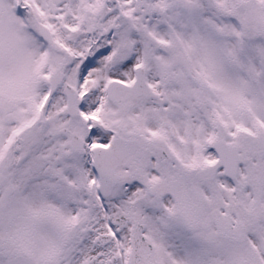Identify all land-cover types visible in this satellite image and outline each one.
Masks as SVG:
<instances>
[{
    "label": "snow or ice",
    "instance_id": "1",
    "mask_svg": "<svg viewBox=\"0 0 264 264\" xmlns=\"http://www.w3.org/2000/svg\"><path fill=\"white\" fill-rule=\"evenodd\" d=\"M0 264H264V0H0Z\"/></svg>",
    "mask_w": 264,
    "mask_h": 264
}]
</instances>
